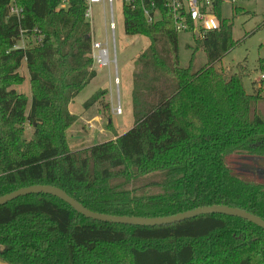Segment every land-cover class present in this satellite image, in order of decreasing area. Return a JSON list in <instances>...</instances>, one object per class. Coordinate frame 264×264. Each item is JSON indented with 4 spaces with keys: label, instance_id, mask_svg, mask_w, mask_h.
<instances>
[{
    "label": "trees",
    "instance_id": "trees-1",
    "mask_svg": "<svg viewBox=\"0 0 264 264\" xmlns=\"http://www.w3.org/2000/svg\"><path fill=\"white\" fill-rule=\"evenodd\" d=\"M147 1V0H145ZM0 0V197L32 185L62 189L88 210L112 216L165 217L212 205L264 220V182L233 167L229 157L264 159V95L247 94L242 76L215 65L237 44L232 26L200 39L181 67L172 16L158 4L149 24L142 9L122 5L129 37L147 46L134 59L133 125L114 139L71 149L73 99L95 78L86 0ZM21 9L11 14L10 5ZM22 37L34 46L14 49ZM30 101L13 86L23 81ZM107 91L83 104L108 115ZM32 127L27 140L25 124ZM251 162V161H250ZM2 264H264V230L224 215H204L157 227L92 221L57 198L20 197L0 206Z\"/></svg>",
    "mask_w": 264,
    "mask_h": 264
},
{
    "label": "rangeland",
    "instance_id": "rangeland-1",
    "mask_svg": "<svg viewBox=\"0 0 264 264\" xmlns=\"http://www.w3.org/2000/svg\"><path fill=\"white\" fill-rule=\"evenodd\" d=\"M123 4H125L123 0H113L112 13L115 26L113 34L108 27L109 11L107 5L105 9L102 4L92 5L90 17H88L92 41L104 43L105 38H107L110 51H112L113 41L115 44L117 74L120 83L118 101L122 107V115L110 116L113 124V135H121L131 129L133 125L130 105L131 73L135 57L147 46V40L143 37H129L125 35L122 14ZM221 15L231 24L232 39L237 41L238 44L215 65V69L226 76L240 74L247 94H253L254 91L262 86L261 94L264 95V79H260V76L264 75V0H235L233 2L231 0H224L221 7ZM105 19H107V24H105ZM155 19L160 20L159 14H155ZM35 44V39L32 37H26L24 41L19 43L21 47L25 48L34 46ZM177 47L181 67L188 66L192 54H194V68H198L206 62L203 51L195 50V41L191 34L178 33ZM93 69L96 72L95 78L73 99L69 108V112L77 117L76 122L67 132L69 146L73 150L93 143L91 139L88 141H85V139L81 141L73 139L76 136L88 135L91 132L90 126H98L102 131H108V115L100 112L99 109H102V107L95 105L87 111L88 114L85 113L84 115L86 110L83 109V104L91 95L98 89H105L107 91L106 100L109 102V109L112 110L117 104V90L113 83L115 77L113 67L109 70L107 68ZM18 73L23 76V81L18 85H14L13 88L17 92L24 94L29 102L33 88L29 81L25 62L22 63ZM260 109L264 115L263 103ZM96 110L99 111L102 118L98 125L96 121H91L90 124L79 121L78 117H83L86 122L97 117ZM24 137L27 140L33 137L32 127L27 123L25 124ZM104 139L105 137L103 136L97 138L98 141ZM228 161L240 172L251 173L253 174L252 177L264 182V168L259 167L252 160H247L243 157H229ZM0 264L2 263L0 262Z\"/></svg>",
    "mask_w": 264,
    "mask_h": 264
},
{
    "label": "built area",
    "instance_id": "built-area-1",
    "mask_svg": "<svg viewBox=\"0 0 264 264\" xmlns=\"http://www.w3.org/2000/svg\"><path fill=\"white\" fill-rule=\"evenodd\" d=\"M125 5L135 8L139 6L149 24L154 23L158 20L155 19V14H159L161 18L160 9L158 4L165 8L172 16V23L174 31L178 33H189L192 36L197 35V38H202L205 33L209 31L217 30L220 27V19L215 12L216 6L219 1L224 0H123ZM235 0H231L233 2ZM68 0H62L61 6L65 8ZM102 4L105 9L106 5L109 11V22L108 27L110 32H114V17L112 13L113 0H86V12L85 18L88 21L90 17V9L92 5ZM10 12L16 16L21 14V9H18L14 4L10 5ZM105 24H107V19H105ZM24 41L22 37L21 41ZM195 41V40H194ZM19 42V43H20ZM41 38H38L36 43H40ZM19 43L14 47V49L22 48ZM90 58L92 60L93 68L108 70L113 67L114 69V86L116 87L117 93V104L113 107L112 113L114 115H122V107L118 101L119 96V77L117 74V57L115 51V44L113 41L112 51H110L108 39L105 38V42H94L91 43ZM264 79V75L261 76V80Z\"/></svg>",
    "mask_w": 264,
    "mask_h": 264
},
{
    "label": "water",
    "instance_id": "water-1",
    "mask_svg": "<svg viewBox=\"0 0 264 264\" xmlns=\"http://www.w3.org/2000/svg\"><path fill=\"white\" fill-rule=\"evenodd\" d=\"M195 36L197 37V35ZM251 160L255 162L259 167L264 168V159L252 158ZM33 194H44L57 198L68 206H70L76 213L82 215L83 217L92 221L102 223L135 227H157L171 225L188 219H193L198 216L218 214L233 218H239L264 230L263 219L241 209L228 207L225 205L205 206L165 217L112 216L107 214H100L92 212L87 208L83 207L80 203L74 200L62 189L50 185H32L10 192L0 197V206H3L20 197Z\"/></svg>",
    "mask_w": 264,
    "mask_h": 264
},
{
    "label": "crops",
    "instance_id": "crops-1",
    "mask_svg": "<svg viewBox=\"0 0 264 264\" xmlns=\"http://www.w3.org/2000/svg\"><path fill=\"white\" fill-rule=\"evenodd\" d=\"M261 76H263V74L261 75ZM261 76H260V79H261ZM98 90H101V89H98ZM69 108H70V105H69ZM70 110V109H69ZM89 110V109H88ZM88 110H86L85 112H84V115H85V113L86 114H88ZM110 110V109H109ZM96 113H97V117H95V118H93V119H91L90 121H88V122H86V121H84L85 119L83 118V117H78L79 118V121H83L84 123H89L90 124V122L91 121H96V122H98L97 123V125L100 123V120L102 119L101 118V114L99 113V111L98 110H96L95 111ZM71 113V112H70ZM72 114V113H71ZM110 114L111 115H114L113 113H112V110H110ZM91 128V132L88 134V135H86V136H76L75 138H73L74 140H77V141H81V140H83V139H85V141H88V140H93V143H91L90 145H94V144H96V143H99V142H103V141H108V140H111V139H114L115 137H114V132H113V124H112V127H108V131L106 132V131H102L101 129H99L98 128V126H90ZM110 131H112V132H110ZM116 134V133H115ZM118 135V134H117ZM101 136H103V137H105V139L104 140H102V141H98L97 140V138H100ZM71 140H72V138H71ZM97 140V141H96Z\"/></svg>",
    "mask_w": 264,
    "mask_h": 264
}]
</instances>
